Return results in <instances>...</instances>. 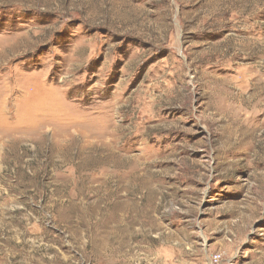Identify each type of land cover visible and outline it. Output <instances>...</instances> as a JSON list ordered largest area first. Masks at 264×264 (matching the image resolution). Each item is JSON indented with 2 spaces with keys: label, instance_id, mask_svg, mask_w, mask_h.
<instances>
[{
  "label": "rangeland",
  "instance_id": "obj_1",
  "mask_svg": "<svg viewBox=\"0 0 264 264\" xmlns=\"http://www.w3.org/2000/svg\"><path fill=\"white\" fill-rule=\"evenodd\" d=\"M0 247L264 264V0H0Z\"/></svg>",
  "mask_w": 264,
  "mask_h": 264
},
{
  "label": "built area",
  "instance_id": "obj_2",
  "mask_svg": "<svg viewBox=\"0 0 264 264\" xmlns=\"http://www.w3.org/2000/svg\"><path fill=\"white\" fill-rule=\"evenodd\" d=\"M214 259H215L216 262L218 261V257L217 256H215Z\"/></svg>",
  "mask_w": 264,
  "mask_h": 264
},
{
  "label": "bare ground",
  "instance_id": "obj_3",
  "mask_svg": "<svg viewBox=\"0 0 264 264\" xmlns=\"http://www.w3.org/2000/svg\"><path fill=\"white\" fill-rule=\"evenodd\" d=\"M237 116V115H236ZM240 116V115H239Z\"/></svg>",
  "mask_w": 264,
  "mask_h": 264
},
{
  "label": "crops",
  "instance_id": "obj_4",
  "mask_svg": "<svg viewBox=\"0 0 264 264\" xmlns=\"http://www.w3.org/2000/svg\"><path fill=\"white\" fill-rule=\"evenodd\" d=\"M1 247H2V246H1ZM1 247H0V248H1Z\"/></svg>",
  "mask_w": 264,
  "mask_h": 264
}]
</instances>
